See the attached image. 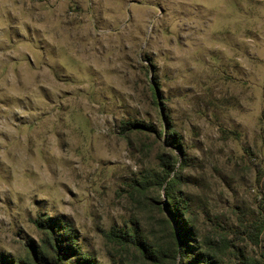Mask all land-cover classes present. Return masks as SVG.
<instances>
[{
  "label": "rangeland",
  "instance_id": "obj_1",
  "mask_svg": "<svg viewBox=\"0 0 264 264\" xmlns=\"http://www.w3.org/2000/svg\"><path fill=\"white\" fill-rule=\"evenodd\" d=\"M161 157L203 249L264 264V0H0V256L58 220L97 264H148L106 234L174 243L140 186Z\"/></svg>",
  "mask_w": 264,
  "mask_h": 264
},
{
  "label": "trees",
  "instance_id": "obj_2",
  "mask_svg": "<svg viewBox=\"0 0 264 264\" xmlns=\"http://www.w3.org/2000/svg\"><path fill=\"white\" fill-rule=\"evenodd\" d=\"M160 167L162 172L149 170L142 178L140 186L147 189V187L153 185L164 190L166 209L177 227V233L172 230L174 243L166 249L153 247L146 243L143 236L136 231L132 233L119 231L118 233L114 229L106 234L107 239L117 242L121 246H133L143 258V261L148 264H166L167 262L176 264L178 257L180 258L178 264H225L216 254L212 255L203 249L202 243L196 237L190 223L183 216L180 210L179 198L175 193L179 175L175 173L170 177L175 169V164L173 165L169 159L165 160L164 157H161ZM44 226L45 233L48 236L46 240L42 241L41 246L30 245L26 257L19 260L5 255L0 256V264H97L86 254L78 253L79 251L71 243L67 226L62 229L58 220H53L52 223L47 222ZM249 232L253 235L252 231ZM260 233H262V225L258 227L254 237H251L255 244L258 243ZM226 247L229 250H234L232 254L235 264H249L248 258L242 249H235L232 244H228L223 248L226 250ZM217 250L219 251L221 248L219 247Z\"/></svg>",
  "mask_w": 264,
  "mask_h": 264
}]
</instances>
